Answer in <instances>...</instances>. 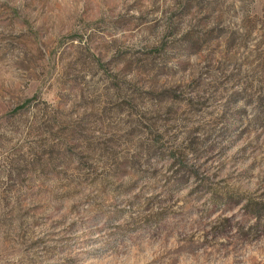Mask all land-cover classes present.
I'll list each match as a JSON object with an SVG mask.
<instances>
[{
    "label": "rangeland",
    "instance_id": "374dc122",
    "mask_svg": "<svg viewBox=\"0 0 264 264\" xmlns=\"http://www.w3.org/2000/svg\"><path fill=\"white\" fill-rule=\"evenodd\" d=\"M168 220L264 264V0H0V264H156Z\"/></svg>",
    "mask_w": 264,
    "mask_h": 264
},
{
    "label": "clouds",
    "instance_id": "9594fccd",
    "mask_svg": "<svg viewBox=\"0 0 264 264\" xmlns=\"http://www.w3.org/2000/svg\"><path fill=\"white\" fill-rule=\"evenodd\" d=\"M251 187L240 188V192L250 191ZM220 191L227 192V189L221 188ZM209 193L208 196H211ZM208 199V197H205ZM203 202V201H202ZM231 215V213H224ZM219 215V213H218ZM193 220L196 217H192ZM240 220V216L236 217ZM233 227L231 229V238L236 241L239 238V233L236 221H232ZM161 232L159 239L152 247L148 258L156 261V264H185L189 253L195 252L196 246L200 243V235L197 233L195 241L191 240L192 233L195 228L185 227L183 224L174 223L171 220L162 222L159 226ZM246 227V225H245Z\"/></svg>",
    "mask_w": 264,
    "mask_h": 264
}]
</instances>
